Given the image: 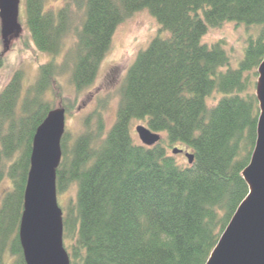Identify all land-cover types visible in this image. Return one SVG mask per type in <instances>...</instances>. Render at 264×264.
Wrapping results in <instances>:
<instances>
[{"label":"trees","instance_id":"16d2710c","mask_svg":"<svg viewBox=\"0 0 264 264\" xmlns=\"http://www.w3.org/2000/svg\"><path fill=\"white\" fill-rule=\"evenodd\" d=\"M46 1L25 0L24 20L37 50L52 59L37 67L27 89L17 70L0 91V185L8 182L0 198V264L9 257L25 264L18 227L33 135L56 107L47 97L53 58L73 32L70 81L84 90L117 26L142 9L164 37L153 38L129 66L114 124L105 130L98 110L95 126L86 116L70 148L66 132L61 138L57 194L76 186L62 214L63 243L70 264H205L248 192L241 172L256 140L264 0H55L64 3L55 8ZM72 4L81 10L79 27ZM227 22L258 26L237 67L221 42H201L208 28ZM214 93L222 96L208 107ZM135 119L163 139L134 143L128 127ZM177 144L190 150L192 163L177 161Z\"/></svg>","mask_w":264,"mask_h":264},{"label":"water","instance_id":"95a60500","mask_svg":"<svg viewBox=\"0 0 264 264\" xmlns=\"http://www.w3.org/2000/svg\"><path fill=\"white\" fill-rule=\"evenodd\" d=\"M19 0H0V35L8 39L21 28ZM255 98L258 105L256 140L241 175L248 187L205 264H264V54L256 69ZM65 110L51 109L37 126L29 158L18 238L25 264H70L63 245L62 210L57 202L56 169L61 160ZM142 145L159 143L160 135L148 127L135 128ZM182 150L173 148L172 153ZM188 163L193 155L185 152Z\"/></svg>","mask_w":264,"mask_h":264},{"label":"rangeland","instance_id":"374dc122","mask_svg":"<svg viewBox=\"0 0 264 264\" xmlns=\"http://www.w3.org/2000/svg\"><path fill=\"white\" fill-rule=\"evenodd\" d=\"M49 8H55L63 1L47 0ZM64 4V3H63ZM72 20L80 25L81 10L74 4L70 6ZM25 19V0H19L18 21L21 26L18 34L8 39L6 47L0 39V91L7 85L13 76L14 71L21 70L24 75L22 81L23 90L33 83L37 75V67L50 61L52 58L46 53L37 50L30 40ZM255 25L246 26L227 22L218 27L208 28L209 30L202 36L201 42L207 45L215 41L221 42L222 47L229 56L231 67H237L239 60L243 57L249 39H254L257 35ZM164 31L159 29L158 22L146 9L134 13L120 23L114 34L108 51L103 56L95 79L91 85L84 90L76 91L70 81V71L73 68L71 55L67 58L68 48L75 39L73 32L67 36L66 46L54 59L56 73L51 90H48V99L56 107L65 110V132L67 135L66 145L71 147L74 139L85 131L83 120L90 115L91 126H95L97 117L95 111H101V119L104 129L112 127L116 119L117 107L120 99V89L126 76L129 66L134 61L137 53L147 47L149 42L156 36L164 37ZM67 58V59H66ZM257 76L255 77L256 81ZM222 95L214 93L206 98L208 107L214 105ZM54 107V108H56ZM138 125L145 126L143 121L132 120L129 125L130 135L136 144H140L135 128ZM162 139L161 133H158ZM174 147L179 148L177 144ZM181 148V147H180ZM168 151L171 150L167 148ZM187 152L190 150L186 149ZM180 164H187L188 161L183 154H176ZM8 182L5 179L0 185V198L7 190ZM248 188V187H247ZM76 186H70L66 191L57 194L58 206L63 211L70 202H74ZM66 249V248H65ZM10 257L6 259V264H10Z\"/></svg>","mask_w":264,"mask_h":264}]
</instances>
